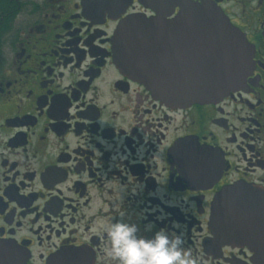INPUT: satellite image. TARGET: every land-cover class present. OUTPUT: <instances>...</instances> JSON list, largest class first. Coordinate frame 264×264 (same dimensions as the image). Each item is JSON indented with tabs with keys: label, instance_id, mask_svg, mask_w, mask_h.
<instances>
[{
	"label": "flooded vegetation",
	"instance_id": "obj_1",
	"mask_svg": "<svg viewBox=\"0 0 264 264\" xmlns=\"http://www.w3.org/2000/svg\"><path fill=\"white\" fill-rule=\"evenodd\" d=\"M189 1L220 8L254 47L243 87L218 102H164L115 59V43L141 42L151 20L179 59ZM5 11L0 264H108L109 219L149 236L175 228L202 264H252L209 222L221 191L264 189V0H8Z\"/></svg>",
	"mask_w": 264,
	"mask_h": 264
},
{
	"label": "water",
	"instance_id": "obj_2",
	"mask_svg": "<svg viewBox=\"0 0 264 264\" xmlns=\"http://www.w3.org/2000/svg\"><path fill=\"white\" fill-rule=\"evenodd\" d=\"M140 22L136 31L144 38L129 47L115 43V59L157 99L174 105L211 103L243 87L253 67L254 47L220 8L189 1L177 17L185 24V40L175 41L181 48L179 59L168 56V29L155 28L162 21ZM174 31L182 32L181 27ZM209 224L222 242L246 246L252 264H264V189L236 185L221 191Z\"/></svg>",
	"mask_w": 264,
	"mask_h": 264
},
{
	"label": "clouds",
	"instance_id": "obj_3",
	"mask_svg": "<svg viewBox=\"0 0 264 264\" xmlns=\"http://www.w3.org/2000/svg\"><path fill=\"white\" fill-rule=\"evenodd\" d=\"M125 187L119 186L120 194ZM100 229L106 239L103 251L108 264H202L200 255L184 246L183 235L175 228H160L149 236V226L142 231L135 223L109 219Z\"/></svg>",
	"mask_w": 264,
	"mask_h": 264
},
{
	"label": "trees",
	"instance_id": "obj_4",
	"mask_svg": "<svg viewBox=\"0 0 264 264\" xmlns=\"http://www.w3.org/2000/svg\"><path fill=\"white\" fill-rule=\"evenodd\" d=\"M8 7V0H0V15L5 13Z\"/></svg>",
	"mask_w": 264,
	"mask_h": 264
}]
</instances>
